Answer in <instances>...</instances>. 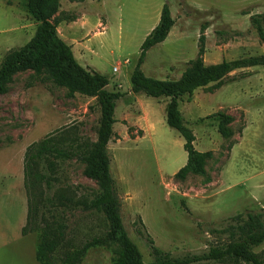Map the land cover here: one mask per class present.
<instances>
[{
  "label": "rangeland",
  "instance_id": "rangeland-1",
  "mask_svg": "<svg viewBox=\"0 0 264 264\" xmlns=\"http://www.w3.org/2000/svg\"><path fill=\"white\" fill-rule=\"evenodd\" d=\"M165 4L175 25L167 40L148 52L142 70L149 77L178 80L198 56L204 25L206 64L264 53L250 20L264 15V0H60L53 17L80 65L106 76L108 90L123 94L108 146L110 168L125 229L147 264L155 258L141 230L174 256L199 254L221 241L211 234L213 229L223 228L239 213L264 209L262 66L234 72L219 89H198L180 99L196 149L212 153L204 175L177 176L188 155L183 137L167 124L170 99L131 91L141 46ZM38 25L29 0H0V64L10 50L33 38ZM80 41L83 47L76 46ZM100 116L96 98L69 96L66 87L41 80L32 70L18 73L0 95V264H39L37 234H22L28 212L27 148L62 132L96 141ZM223 117L231 119L229 138L219 133ZM85 168L81 161L69 160L59 176L78 196L93 198L99 186ZM62 213L68 230L58 256L106 230L102 212L79 208ZM115 249V244L92 249L81 264H112ZM256 252L264 255V245Z\"/></svg>",
  "mask_w": 264,
  "mask_h": 264
},
{
  "label": "trees",
  "instance_id": "trees-1",
  "mask_svg": "<svg viewBox=\"0 0 264 264\" xmlns=\"http://www.w3.org/2000/svg\"><path fill=\"white\" fill-rule=\"evenodd\" d=\"M60 7V0H29V10L39 22L33 38L24 46L10 50L0 64V95L8 92L14 77L24 71H34V76L46 82L66 87L69 96L81 94L96 98L101 116L97 140L67 133L48 135L31 144L25 153L24 183L28 212L24 236L37 234L36 258L41 264H81L90 250L116 245L112 264H147L138 246L129 237L121 215V203L116 194V183L111 174L108 146L113 140L117 101L121 92L108 90L109 79L101 73L86 69L77 61L72 47L58 33V22L53 18ZM261 42L264 43V15L250 18ZM175 20L165 4L158 25L146 37L140 56L131 75V91L154 99L169 98L167 124L183 137L188 158L177 176L204 175L211 152H200L195 147L196 136L185 122L180 110V99L193 95L198 89L211 91L223 86L236 71L252 67L264 68V53L237 60H223L217 64L205 62V31L202 26L197 58L190 60L178 80H159L147 76L143 70L148 52L169 37ZM245 75V74H244ZM243 78H246L243 76ZM229 117H223L219 133L223 138L232 136ZM132 135V128H129ZM85 164V175L97 182L99 193L93 198L78 196L77 191L62 185L60 172L69 160ZM83 208L102 212L106 219L105 232L87 239L80 248L64 247L68 225L65 210ZM147 239L154 261L150 264H264V255L255 248L264 244V209L242 212L231 218L221 229H213L220 242L209 245L202 253L174 256L159 249L152 237L140 231Z\"/></svg>",
  "mask_w": 264,
  "mask_h": 264
},
{
  "label": "crops",
  "instance_id": "crops-1",
  "mask_svg": "<svg viewBox=\"0 0 264 264\" xmlns=\"http://www.w3.org/2000/svg\"><path fill=\"white\" fill-rule=\"evenodd\" d=\"M90 1H94V0H90ZM97 1H98V0H97ZM82 42H83V41L78 42L76 46H77V47H83V46H81V43H82ZM72 45H73V44H72ZM72 45H71V47H72ZM72 50H73V48H72ZM263 245H264V244H263ZM263 245H261V246H263ZM257 248H258V247H257ZM257 248H255V252H256V249H257ZM38 263H39V262H38ZM39 264H41V263H39Z\"/></svg>",
  "mask_w": 264,
  "mask_h": 264
},
{
  "label": "built area",
  "instance_id": "built-area-1",
  "mask_svg": "<svg viewBox=\"0 0 264 264\" xmlns=\"http://www.w3.org/2000/svg\"><path fill=\"white\" fill-rule=\"evenodd\" d=\"M118 70H119L118 68H115V69H114L115 72L118 71Z\"/></svg>",
  "mask_w": 264,
  "mask_h": 264
}]
</instances>
